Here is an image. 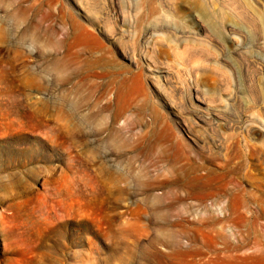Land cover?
<instances>
[{"label":"rangeland","instance_id":"1","mask_svg":"<svg viewBox=\"0 0 264 264\" xmlns=\"http://www.w3.org/2000/svg\"><path fill=\"white\" fill-rule=\"evenodd\" d=\"M0 264H264V0H0Z\"/></svg>","mask_w":264,"mask_h":264},{"label":"bare ground","instance_id":"2","mask_svg":"<svg viewBox=\"0 0 264 264\" xmlns=\"http://www.w3.org/2000/svg\"><path fill=\"white\" fill-rule=\"evenodd\" d=\"M228 3H230V2H228ZM235 5V4H234ZM239 5V4H238ZM239 8V7H238ZM238 8H236V9H238ZM241 12V11H240ZM246 12V11H245ZM252 13V12H251ZM245 14V13H244ZM241 15V14H240ZM243 16V15H242ZM252 16V15H251ZM242 18V17H241ZM251 18V17H250ZM253 18V17H252ZM12 21L13 22H15V23H17V22H19L20 21V19H21V17H20V15H18V14H13L12 15ZM249 19V18H248ZM252 20V19H251ZM254 20V19H253ZM247 21V20H246ZM255 21V20H254ZM249 22V21H248ZM252 22V21H251ZM250 22V23H251ZM252 26H254V25H252ZM251 27V26H250ZM255 28H256V26H255ZM260 31V30H259ZM30 37H32V39H34V40H36L37 39V37H36V35L35 34H32L31 33V35H30ZM131 59V58H130ZM198 97V96H197ZM69 102H71V107H70V109H73L74 111H76L77 109H78V107L80 106V101L79 100H76V99H73L72 101H69ZM80 108V107H79ZM73 110H71L72 112H73ZM78 112V111H77ZM79 114V113H78ZM72 115V114H71ZM73 115H76L75 114V112H74V114ZM77 117H79V118H77ZM75 118H77L78 120H79V122L81 123V124H83V125H85L87 128H91V122H93L92 121V117L89 115V114H79L78 116H76ZM93 119H94V117H93ZM98 119V118H97ZM96 119V120H97ZM94 122L96 123V124H98L99 122L98 121H95V119H94ZM94 123V124H95ZM98 125H101V124H98ZM97 125V126H98ZM99 127H101V126H99ZM99 127H97V128H99ZM96 127H95V129H97ZM87 131V130H86ZM179 176V175H178Z\"/></svg>","mask_w":264,"mask_h":264}]
</instances>
